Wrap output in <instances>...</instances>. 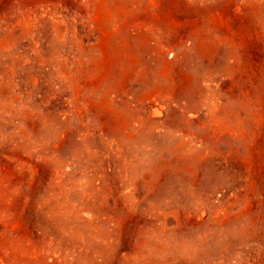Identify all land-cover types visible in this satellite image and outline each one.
I'll use <instances>...</instances> for the list:
<instances>
[{"label":"rangeland","instance_id":"1","mask_svg":"<svg viewBox=\"0 0 264 264\" xmlns=\"http://www.w3.org/2000/svg\"><path fill=\"white\" fill-rule=\"evenodd\" d=\"M0 264H264V0H0Z\"/></svg>","mask_w":264,"mask_h":264},{"label":"bare ground","instance_id":"2","mask_svg":"<svg viewBox=\"0 0 264 264\" xmlns=\"http://www.w3.org/2000/svg\"><path fill=\"white\" fill-rule=\"evenodd\" d=\"M159 112V111H158ZM156 113V112H155Z\"/></svg>","mask_w":264,"mask_h":264}]
</instances>
